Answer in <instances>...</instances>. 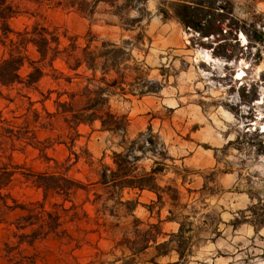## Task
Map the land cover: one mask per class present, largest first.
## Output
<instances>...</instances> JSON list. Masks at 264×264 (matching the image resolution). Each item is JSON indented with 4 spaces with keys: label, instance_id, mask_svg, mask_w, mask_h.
<instances>
[{
    "label": "rangeland",
    "instance_id": "1",
    "mask_svg": "<svg viewBox=\"0 0 264 264\" xmlns=\"http://www.w3.org/2000/svg\"><path fill=\"white\" fill-rule=\"evenodd\" d=\"M176 1L116 0V7L126 2L131 5L130 10L120 11L119 17L114 14L116 8L103 4L92 16L63 8L27 5L24 7L27 13L10 22L15 32L35 23L43 24L67 38L78 37L81 47L90 32L99 41L125 50L122 87L126 94L117 92L108 105L112 113L127 118L126 134L102 131L98 122L79 126L73 151L78 154L87 150L91 163L81 159L71 168L69 176L85 185L94 184L95 173L101 165L111 164L112 153L122 152L130 142L150 133L156 147L166 154L163 163L167 167L159 178V186L170 185L180 192L175 205L165 196L163 203L157 204L151 192L125 190L122 201L134 202L135 210L130 217L121 209L119 228L113 235L87 234L95 229L91 222L80 225L79 231L66 226L78 244L62 246L54 239L36 244L31 253L37 254L38 264H125L119 260L129 253L122 256L120 250L110 251L122 234L132 230L133 220L143 223L138 227L141 231L147 230L148 225H157L166 236L159 237L161 243L168 241L169 235L177 234L179 228L169 218H177L184 225L183 239L188 240L189 252L184 261L178 263L173 252L157 257L151 247L137 257L135 264H264V45L255 46L252 41L254 32L264 37V0H180L204 8L207 16L202 26L210 22L221 30H214L208 37L184 28L171 17L166 5ZM212 5L213 13L206 10ZM223 8L229 11L228 15L222 13ZM136 20L139 22L132 23ZM234 27L242 28L244 33L232 31L233 37L229 36ZM240 35L245 44L241 43ZM61 43L66 46L68 41L61 37ZM199 52L208 53L209 62ZM28 56L37 59L31 48ZM6 57L7 49L0 45V61ZM53 69L57 73L46 68L47 76L37 85L43 95L48 91L76 92L85 83L73 78L74 75L91 77L84 68L69 71L61 61L55 62ZM27 72L23 70L21 76ZM238 73H243L240 80L235 79ZM59 74L63 77L54 81L53 77ZM64 78H72V83L66 84ZM98 78L100 73L96 74ZM114 78L111 74L107 80ZM18 89L19 86L1 89L3 96L14 99L10 104L0 99V111L5 118L24 113L27 102L16 96ZM21 94L36 102L33 109L40 112L43 107L54 113L55 93L43 105L38 93ZM66 100L65 96L61 98ZM79 104L77 108L83 105ZM72 133L61 120L54 119L53 130L38 131L36 138L38 142L50 139L52 146L44 153L62 163L68 156L67 138ZM154 161L162 162L147 153L138 166L149 170ZM11 164L19 169L9 188L10 196L20 204L40 202L41 192L24 183L19 175L46 171L48 165L39 151L28 147L22 153L16 152ZM96 196H102L100 205L109 197L98 186L90 185L88 192H80L74 199L91 219L95 217L92 202ZM69 206L65 204L66 208ZM111 206L109 202L107 207ZM17 215L10 214L7 219ZM107 220L116 222L108 217ZM6 228L0 226V249ZM99 252L105 255L95 257Z\"/></svg>",
    "mask_w": 264,
    "mask_h": 264
},
{
    "label": "trees",
    "instance_id": "2",
    "mask_svg": "<svg viewBox=\"0 0 264 264\" xmlns=\"http://www.w3.org/2000/svg\"><path fill=\"white\" fill-rule=\"evenodd\" d=\"M108 5L116 8L115 15L119 17L120 11L130 10L131 5L126 2L121 7H116V0H0V45L7 49V57L0 61V99L13 103L8 95L3 96L1 89L11 90L19 86L16 96L24 98L27 102L24 113L19 117L5 118L0 111V226H6L7 235L3 240L0 249V264H38V256L33 252L35 245L49 239L58 240L62 246H68L78 241L73 238L66 226H73L79 231V226L91 222L94 230L87 234L113 235L119 228L121 217L119 213L124 209L125 216L132 217L135 210V203L122 201V194L128 191H147L156 196L157 204L163 203V197L175 205H178L180 192L177 188L159 186V178L163 177L166 171V154L156 147L150 133L138 137L129 143L122 152L112 153L110 165H101L95 173L94 184H83L69 176V171L81 159L91 163V155L87 150H80L77 154L73 151L75 139L78 136L77 129L81 125H91L95 122L100 124L102 131L113 135L125 136L128 128V120L125 116H117L112 113L109 107V99L116 93L125 95L122 87L125 80L123 64L127 61L125 50L118 48L113 43L99 41V38L90 32L84 37V46L78 44V37L67 38L66 34H59L57 29H50L43 24L35 23L31 27H25L22 31H14L10 22L27 13L24 7L33 5L36 7L47 6L49 8H63L72 10L85 16H92L99 5ZM171 17L184 28L196 30L202 37H208L215 29L210 22L202 26L206 18L204 8L198 4L187 1H176L167 4ZM209 6L206 10L214 12ZM223 14L229 11L223 8ZM165 13V12H163ZM166 15V14H163ZM139 22V21H133ZM241 31L242 28L234 27L229 31V36ZM61 37L68 41L62 46ZM252 41L255 46L264 45V37L260 32H254ZM31 48L37 59L32 60L28 56ZM61 61L71 72H77L84 68L91 73V77L84 79L81 75L75 74L73 78L85 83V86L76 92H53L48 91L43 95L37 90V85L47 75L45 69L49 68L53 74L54 63ZM27 70L22 77L21 72ZM100 78L96 79V74ZM111 74L115 76L107 80ZM63 77H53L57 81ZM66 84L70 85L72 78H64ZM77 83L76 87H78ZM38 93L42 98L43 105L48 101L52 93L56 94L53 101L54 113H49L42 107L39 112L33 109L36 102L21 93ZM66 101H61L62 97ZM83 105L77 108V105ZM13 114V112H11ZM54 119H59L73 133L68 139V156L62 163L49 159L45 151L51 148V140L45 139L38 142L36 132H50L53 130ZM18 122V123H17ZM74 135V137H72ZM33 148L39 151L41 158L48 165L45 172L33 174H19L24 178V183L41 192V201L20 204L14 200L9 193V188L15 181L17 170L12 166L11 157L16 152H24L26 148ZM147 153L156 155L162 162H153L149 170L139 167L138 163ZM6 160V162H2ZM50 163L52 165H50ZM90 185L98 186L109 197L100 205L102 196H96L92 205L95 207V217L91 219L82 210V205H76L74 199L80 192H88ZM59 199L60 203L51 200ZM112 202L113 206L107 207ZM11 203V204H9ZM69 203L68 208L65 204ZM99 205V208H98ZM18 213L12 220L8 215ZM169 215H172L170 212ZM107 217L116 221L109 222ZM168 221L177 222L179 228L177 234L169 235V240L159 243V237H166L161 234L157 225H148L147 230H138L143 223L133 220L132 230L122 234V238L111 249L125 252L129 256L120 259L125 264H135L137 257L154 247L157 257H166L171 252L175 253L178 263L183 262L188 252V240L184 241V225L177 218H169ZM254 227V225H253ZM190 239V238H189ZM78 248V247H77ZM105 254L99 252L95 257L99 258Z\"/></svg>",
    "mask_w": 264,
    "mask_h": 264
},
{
    "label": "bare ground",
    "instance_id": "3",
    "mask_svg": "<svg viewBox=\"0 0 264 264\" xmlns=\"http://www.w3.org/2000/svg\"><path fill=\"white\" fill-rule=\"evenodd\" d=\"M240 41H241L242 44H245V42H246L245 38H244L242 35H240ZM198 55H199L204 61L209 62L210 57H209L208 53H206V52H199ZM242 76H243V73H238V74L236 75V78H235V79H236V80H240V79L242 78ZM262 132H264V127L262 128Z\"/></svg>",
    "mask_w": 264,
    "mask_h": 264
},
{
    "label": "crops",
    "instance_id": "4",
    "mask_svg": "<svg viewBox=\"0 0 264 264\" xmlns=\"http://www.w3.org/2000/svg\"><path fill=\"white\" fill-rule=\"evenodd\" d=\"M143 192H147V191H143ZM150 193V192H149Z\"/></svg>",
    "mask_w": 264,
    "mask_h": 264
}]
</instances>
